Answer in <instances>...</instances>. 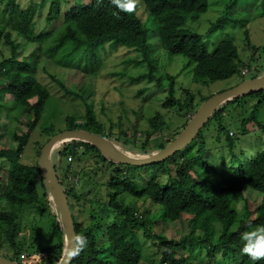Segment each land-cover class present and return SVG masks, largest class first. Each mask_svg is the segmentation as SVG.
Instances as JSON below:
<instances>
[{
  "label": "trees",
  "instance_id": "16d2710c",
  "mask_svg": "<svg viewBox=\"0 0 264 264\" xmlns=\"http://www.w3.org/2000/svg\"><path fill=\"white\" fill-rule=\"evenodd\" d=\"M62 1L50 0L44 18L46 23H52L62 17L65 29L56 41L57 47L62 46L66 40L73 42L75 46L81 45L86 50L87 58L94 61L97 58L95 50L99 46L124 44L127 47H133L141 55L140 62H147V66L150 68L146 74L147 78L150 81L155 79L152 75V58L148 53L149 29L145 27L134 11L123 12L111 3V0H88L86 3L83 0H73L65 9L62 6ZM141 1L152 17L153 27L156 25L154 31L157 28L161 48L168 54L181 55L185 58L187 63L192 66L194 79L215 82L237 76L239 78L237 83L245 80L247 73L242 75L241 67H246V65L240 60L237 48L231 41L221 40L210 53L206 50L202 36L184 27L188 20H196L200 14L207 10V0ZM45 2L46 0L31 1L27 7L21 9L15 0H0V15L6 17L5 25L0 26V44L8 49V56L0 58V94L5 92L10 95L9 106L0 104V110L8 107L9 111H16L18 115L29 116L25 133L18 135L13 130L9 132L10 139L17 142L16 148L0 150V158L7 157L8 159V167L4 169L3 173L4 181L0 184V200H3L4 203L0 207L2 230V233L0 232V247L5 246L14 250L18 245L15 242L18 208L23 205L34 207L39 214L47 213L46 217L50 215L48 222L51 230L57 234L55 243L46 247L45 257L41 260V264H56L63 250V232L60 228L57 211L56 214H49L46 211V200L50 196L37 163L26 165L20 161V155L29 134L38 124L50 95L46 87L40 84L32 74L36 70L34 69L35 64L27 63L26 59L18 60L20 51L18 43L13 37V35L16 38L19 37L22 44L33 43L35 46L43 41L45 34L34 33L33 19ZM62 9L65 10L64 13ZM224 23L225 16L223 15L209 25L206 34L209 35L214 30L223 28ZM246 41L249 42L248 37H246ZM248 45L252 47L251 44ZM51 47L54 46L51 45ZM16 75L19 78H16ZM256 77L257 75L251 76V78ZM52 78L66 94L79 97L85 105V114L82 116V120L75 123L74 118L66 117L64 130L82 129L104 135L110 139L112 134L97 121L91 105L85 102V98L80 93L65 87L58 79ZM167 78L169 80L168 96L162 104L163 108H177L189 116L193 115L198 107L193 104L192 92L186 90L184 99L181 101L176 99L174 97L175 77L168 76ZM156 80L158 88L163 89L161 79ZM208 97H203L201 103ZM263 103L264 90L235 97L217 107L203 126L215 131L214 140L217 143L223 141L224 146L230 152L229 161L232 162L227 167V171L231 169L234 170L233 173L218 172L212 164L203 158L205 140L201 133L202 129L193 139L198 140L199 143L195 155L188 156L187 154L177 161L174 164L173 174L169 173L168 169H164L162 164L180 154L182 150H188L191 143L164 162L145 165L152 167L154 172L151 179L142 186L126 175L129 172L126 168H137L136 166L116 164L92 145L83 141L72 140L58 145L54 150L56 153L54 155L63 161V164L60 162L55 164L52 159L54 170L68 200L75 234L86 239L85 246L78 254L74 255L70 264H138L141 258V253L135 244V230L138 228L142 229L143 236H152L157 240L158 245H161L160 260L156 264H187L184 258L176 256L174 245H178V242L168 240L162 234L153 232L148 225V218L139 215L134 207L121 204L118 194L126 193L135 198L145 197L151 204L161 207L162 219L171 225L176 221H181L184 214L190 212L195 214L193 218L200 217L206 218V220L212 218L218 225V238L220 235L226 234L238 237L242 232L257 225H264V149L253 156L250 164L244 167L234 152L236 142L233 138L234 135L227 130L223 118V113L231 105V110L238 108L241 111V115H239L240 118L242 117L239 120L241 134L247 132V125L250 123H254L264 133V124L257 121L258 107H261ZM248 104L251 105V109L245 112V106ZM158 119L159 116L156 115L149 120L151 132L156 134L160 130L156 123ZM186 122L187 120L181 129L184 128ZM43 132L50 138L60 131L53 132L51 126H46L43 128ZM178 133H174L168 140H161L155 145L147 146L151 133L146 131L138 150L143 154L150 153L146 152L148 147L156 148L155 151L160 150ZM118 139L115 138V141ZM133 139L135 141L136 137L134 136ZM122 142L123 144L131 143L126 138ZM44 144H40L39 149ZM67 157L71 158L69 160L71 162L67 161ZM94 158H96L97 164L110 168L106 186L111 189L108 192V208L113 211L114 217L112 222L107 224L104 233L101 231L103 228L101 223L83 225L72 212V200L77 201L81 198L74 178L79 179V176L83 174L81 164L89 163ZM157 171L166 175H160ZM248 189L255 193H262L263 196L259 204L253 208L246 203L243 212L240 213L241 218L237 219L235 205L239 201L246 200L245 192ZM92 218L94 217L92 216ZM188 221L193 222L192 219ZM213 229L214 226L208 228L207 233L196 239L197 243H205L207 246L213 243L211 250L207 249L206 251L208 260H215L213 255L221 246L223 256L232 254L231 260H235L234 255L239 251L240 261L237 264H264V258L253 262L247 254L242 253L240 249L243 242L240 243L239 240L236 242L229 240L228 243L224 240L223 243H220V240L214 241ZM100 232L105 238L104 242L99 241ZM32 243L33 249L37 250L39 248L37 239H32ZM0 256L19 262L14 253L12 255L0 254Z\"/></svg>",
  "mask_w": 264,
  "mask_h": 264
},
{
  "label": "rangeland",
  "instance_id": "374dc122",
  "mask_svg": "<svg viewBox=\"0 0 264 264\" xmlns=\"http://www.w3.org/2000/svg\"><path fill=\"white\" fill-rule=\"evenodd\" d=\"M31 1L38 0H15L21 9L27 7ZM72 1L63 0V8L68 7ZM87 1L83 0L84 3ZM49 3L50 0H46L44 6L37 11L33 19L34 33L37 35L45 34V38L40 41L39 45L22 44L19 37L16 38L13 35L20 51L18 60L26 59L27 63L32 64L33 62L35 64L34 69L36 70L32 74L40 84L46 87L50 95L42 116L35 129L29 134L27 143L20 155V161L23 164L35 165L37 163L39 145L46 143L49 139L48 134L43 132L44 127L51 126L53 132L63 131L66 117L74 118L76 123L81 121L85 114L83 100L72 94H66L52 77L58 79L68 89L80 93L85 98V102L91 105L97 121L112 134L111 141L116 144L118 149L134 157L155 152L156 148L150 149V147L146 149V152H150L148 154H143L138 150L139 144L145 137L144 132L149 131L151 133L147 146L155 145L161 140H168L176 132L180 133L183 129H181L183 123L187 120V124L194 115L189 116L177 108H163L162 104L168 96V76L175 77L174 97L181 101L185 97V91L190 90L193 94V104L198 108L203 97L214 95L238 84L239 78L237 76L215 82L194 79L192 66L187 63L185 58L181 55L168 54L161 48L157 28L154 31L156 25L153 27L152 17L141 0H135L133 11L149 29L148 53L152 58V75L155 78L153 81H150L146 76L150 69L147 62H140L141 55L133 47H127L124 44L99 46L95 50L97 58L94 61L87 58L86 50L81 45L75 46L73 42L66 40L62 46L57 47L56 41L61 32L64 31L65 26L62 17L52 23H46L44 18ZM64 9H62L63 13L65 12ZM223 15L225 16L223 28H218L209 35L206 34L209 25ZM5 21L6 17L0 15V26H4ZM184 27L201 35L206 50L210 53L221 40L228 39L231 41L237 48L240 60L246 65V67H241L242 72L244 70L246 72L248 69L245 79H250L252 75H257V77L264 75V0H207V10L200 14L196 20H188ZM246 37H248L249 42L246 41ZM248 44H251L252 47ZM5 55L8 56V49L0 44V58ZM16 74L19 75L17 72ZM17 75L16 78H19ZM158 78L161 79L163 89L157 86L156 79ZM9 103L10 95L5 92L0 94V104L9 106ZM250 104L245 106V112L251 109ZM227 108L228 110L223 113L224 123L236 140L234 152L240 158L242 165L247 167L253 156L264 149V133L254 123H250L247 125V132L241 134L239 120L242 117H239L241 115L240 109L231 110V105ZM257 112V121L264 124V103L258 107ZM156 115L159 116L156 123L160 127L157 134L151 132L149 123V120ZM28 118L27 115H18L16 111H9L8 107L0 110V150L16 148L17 142L10 139L9 132L13 130L18 135L25 133ZM201 131L205 140L203 158L212 164L218 172L229 171L233 173L234 170L229 169L227 171V167L232 162L229 161L230 152L224 146L223 141L217 143L214 140L215 131L211 128L203 127ZM134 136L136 137L135 141ZM115 138L119 139L115 141ZM124 138L129 139L131 143L123 144ZM194 141L191 142L188 150H182L180 154L162 164V167L173 174L174 164L177 161H180L184 155H195L199 143L198 140ZM54 150L51 153V160L53 159L55 164L59 162L63 164V161L54 155L56 154ZM95 159L89 163H82L80 166L83 174L80 173L81 175L76 180L75 185L81 193V198L77 201L72 200V212L83 225L101 223L103 227L101 231L104 233L107 224H110L114 217L113 211L108 208V192L111 189L106 186L110 168L106 165L97 164ZM7 167V157L0 158V184L4 181L3 173ZM126 169L129 171V174L126 173V175H129V178L139 186L151 179L154 172L150 166L128 167ZM157 173L164 174L161 171H157ZM262 196V193L246 190V200L239 201L235 205L237 209V211L235 210L236 218H241L240 213L243 212L246 203L253 208L259 204ZM118 200L124 206L134 207L139 215L147 217L148 225L153 232L162 234L168 240L178 242V245H174L176 256L184 258L187 264H237L240 261L239 251L234 255L235 260H231L232 254L223 256L221 246L213 255L215 260H208L206 251L207 249L211 250L213 243L207 246L205 243L196 242L199 236L204 235L208 228L214 226V241L220 240L221 243L224 240L228 243L229 240L234 242L239 240L242 243L241 235L236 237L226 234L220 235L218 238V225L212 218L207 220L200 217L193 218L195 214L190 212L184 214L181 221H176L171 225L162 219L161 207L151 204L145 197L135 198L124 193L118 194ZM46 202V211L49 214H56V207L50 197L47 198ZM2 205H4L3 200H0V207ZM17 215L15 242L18 245L14 250L2 246L0 247V254L12 255L14 253L19 261L24 264H41V260L45 257L46 247L57 240V234L51 230L48 222L50 215L46 217L47 213L39 214L34 207L25 205L18 208ZM191 219L193 222L188 221ZM0 232L2 233L1 227ZM102 232L99 233L100 242L105 241L104 236L101 235ZM135 236L136 247L141 253L138 264L158 263L162 247L158 245L157 240L152 236H143L141 228L135 230ZM32 239H37L39 243L37 250L33 249ZM181 240L183 242L180 243Z\"/></svg>",
  "mask_w": 264,
  "mask_h": 264
},
{
  "label": "water",
  "instance_id": "95a60500",
  "mask_svg": "<svg viewBox=\"0 0 264 264\" xmlns=\"http://www.w3.org/2000/svg\"><path fill=\"white\" fill-rule=\"evenodd\" d=\"M264 90V75L245 79L237 85L211 95L201 103L197 111L182 131L160 150L145 156H131L117 148L116 144L104 135L82 129L63 130L48 139L42 146L37 160V166L49 193L50 199L56 207L60 228L63 232V250L56 264H70L74 255L68 253L75 247V231L71 210L65 192L56 176L51 153L60 144L72 140L86 142L96 148L112 162L121 165L145 166L152 163L164 162L177 152L187 147L203 128L211 114L223 103L241 96ZM0 264H24L0 256Z\"/></svg>",
  "mask_w": 264,
  "mask_h": 264
},
{
  "label": "clouds",
  "instance_id": "9594fccd",
  "mask_svg": "<svg viewBox=\"0 0 264 264\" xmlns=\"http://www.w3.org/2000/svg\"><path fill=\"white\" fill-rule=\"evenodd\" d=\"M111 3L126 13L132 12L135 6V0H111ZM75 240L74 249L68 253L70 256L78 254L86 244V239L83 236L77 235ZM241 240L243 245L240 251L247 254L253 262L264 258V225H257L250 230L242 232Z\"/></svg>",
  "mask_w": 264,
  "mask_h": 264
},
{
  "label": "built area",
  "instance_id": "2783aa9c",
  "mask_svg": "<svg viewBox=\"0 0 264 264\" xmlns=\"http://www.w3.org/2000/svg\"><path fill=\"white\" fill-rule=\"evenodd\" d=\"M246 73H247V71L245 72V70H244L241 74L243 75V74H246ZM68 159L70 160L71 158L68 157ZM69 160H68V161H69ZM76 180H77V178H74V181H75V182H76Z\"/></svg>",
  "mask_w": 264,
  "mask_h": 264
}]
</instances>
